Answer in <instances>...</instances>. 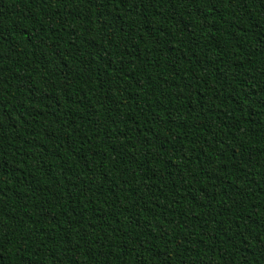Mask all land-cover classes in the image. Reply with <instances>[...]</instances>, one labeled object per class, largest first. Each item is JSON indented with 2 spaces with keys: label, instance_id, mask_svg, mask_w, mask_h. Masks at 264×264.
I'll use <instances>...</instances> for the list:
<instances>
[{
  "label": "trees",
  "instance_id": "1",
  "mask_svg": "<svg viewBox=\"0 0 264 264\" xmlns=\"http://www.w3.org/2000/svg\"><path fill=\"white\" fill-rule=\"evenodd\" d=\"M0 264H264V0H0Z\"/></svg>",
  "mask_w": 264,
  "mask_h": 264
}]
</instances>
